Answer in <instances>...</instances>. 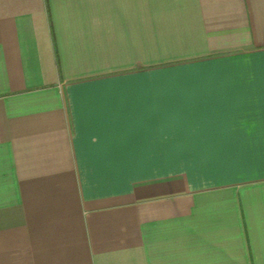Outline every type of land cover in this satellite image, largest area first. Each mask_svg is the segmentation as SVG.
Wrapping results in <instances>:
<instances>
[{"label":"crops","instance_id":"1","mask_svg":"<svg viewBox=\"0 0 264 264\" xmlns=\"http://www.w3.org/2000/svg\"><path fill=\"white\" fill-rule=\"evenodd\" d=\"M0 264H264V0H0Z\"/></svg>","mask_w":264,"mask_h":264}]
</instances>
